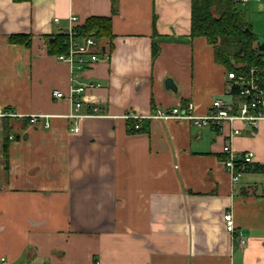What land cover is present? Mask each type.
Instances as JSON below:
<instances>
[{"label": "crops", "instance_id": "1", "mask_svg": "<svg viewBox=\"0 0 264 264\" xmlns=\"http://www.w3.org/2000/svg\"><path fill=\"white\" fill-rule=\"evenodd\" d=\"M72 16L76 25L109 17L114 35L112 52L107 39L96 37L100 59L78 80L100 84L84 92L80 112L95 102L106 116L83 119L76 133L65 117L70 102L53 96L55 90L68 95L69 66L49 53ZM190 30L191 0H0V113L12 114L0 116V258L264 264V122L254 130L243 122L143 119L140 130H131L124 117L190 102L196 115L208 114L217 101L237 111L241 98L230 89L226 67ZM12 36L31 44L13 43ZM167 78L176 90L166 88ZM38 113L50 118L26 125ZM233 126L241 131L232 140L238 157L255 153L237 183L223 163ZM228 211L235 235L226 229Z\"/></svg>", "mask_w": 264, "mask_h": 264}, {"label": "built area", "instance_id": "2", "mask_svg": "<svg viewBox=\"0 0 264 264\" xmlns=\"http://www.w3.org/2000/svg\"><path fill=\"white\" fill-rule=\"evenodd\" d=\"M239 2H247L249 0H238ZM260 1V0H258ZM77 17L72 16L70 18V27L63 32L67 36L65 43L68 45L67 53H60L57 58L66 63L69 66L71 74V87L68 95L64 94L59 90L53 92V96L57 99L65 98L71 104V111L65 115L72 123L70 130L72 132L80 131V122L87 117H104L103 109L95 102H91L94 106H91V111L88 113H81L80 110L84 104L85 95L84 92L90 88H97L100 86L99 83L86 82L79 83L83 72L87 71L92 64L99 61L100 58L96 57L95 54L101 49V44L98 42L95 36H83L78 31V26L74 24ZM55 21H59L58 18ZM107 59L110 56L106 55ZM250 75L245 76L243 74H237L236 71L228 72V79L231 81L230 89H238V95L241 98V104L237 111L233 112L223 101H217L212 111L206 115H196L194 113V103L190 102L185 107L176 106L171 109H157L155 112L148 116L126 114L124 117L127 119H135L136 129H140L143 119H160L169 120L175 119L178 121H190L196 126H204L214 123L220 127L224 123L234 124L236 122H243L252 127L254 130H258L260 125L264 122V87H262L258 81L256 71L254 68L250 70ZM12 115L10 113H0V116ZM49 119V115L42 113L34 114L30 116L32 123H36L40 119ZM46 127L50 126V122L46 121ZM241 133L240 129L233 126L232 131L228 135V140L225 142L223 152L225 158L223 163L227 168L231 176V182L237 183L240 179L241 174L247 170L253 162L255 153L253 151H247L243 156L238 157L236 154L232 140L234 136ZM13 138V137H11ZM224 220L226 223V229L233 235L236 233V224L233 213L228 211L224 214ZM234 242L237 244L245 245L246 238L234 237ZM0 264H9L6 257L0 258Z\"/></svg>", "mask_w": 264, "mask_h": 264}, {"label": "trees", "instance_id": "3", "mask_svg": "<svg viewBox=\"0 0 264 264\" xmlns=\"http://www.w3.org/2000/svg\"><path fill=\"white\" fill-rule=\"evenodd\" d=\"M238 0H191V30L190 37L205 38L214 49L216 62L223 64L227 72L236 71L237 74L250 75V70L255 69L259 79L258 83L264 87V52H259L257 44L258 36L254 33L251 24L245 19L244 14L236 8ZM250 32H247L246 29ZM78 31L83 36H95L98 39H107L113 50L112 19L109 17L93 16L88 18ZM13 43H24L30 46V38L12 36ZM67 36L63 33L56 35L49 44L50 54L67 53L68 45L65 43ZM160 52L157 40L152 42V57ZM234 88L232 93H237ZM131 121V130L135 128L136 120ZM32 123L31 120L26 125ZM6 134L3 138V157L7 162L10 146L11 127L5 124Z\"/></svg>", "mask_w": 264, "mask_h": 264}, {"label": "rangeland", "instance_id": "4", "mask_svg": "<svg viewBox=\"0 0 264 264\" xmlns=\"http://www.w3.org/2000/svg\"><path fill=\"white\" fill-rule=\"evenodd\" d=\"M238 8L251 24L254 33L258 36L259 42H264V0L262 2L249 0L245 3H237ZM230 99V98H229Z\"/></svg>", "mask_w": 264, "mask_h": 264}, {"label": "water", "instance_id": "5", "mask_svg": "<svg viewBox=\"0 0 264 264\" xmlns=\"http://www.w3.org/2000/svg\"><path fill=\"white\" fill-rule=\"evenodd\" d=\"M246 31L250 32V30L248 28L246 29ZM257 47H258L259 52H264V42L263 43L258 42ZM165 86L167 89L176 90V86H175V84L171 78L166 79Z\"/></svg>", "mask_w": 264, "mask_h": 264}, {"label": "bare ground", "instance_id": "6", "mask_svg": "<svg viewBox=\"0 0 264 264\" xmlns=\"http://www.w3.org/2000/svg\"><path fill=\"white\" fill-rule=\"evenodd\" d=\"M18 138V137H17Z\"/></svg>", "mask_w": 264, "mask_h": 264}]
</instances>
